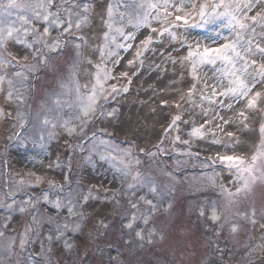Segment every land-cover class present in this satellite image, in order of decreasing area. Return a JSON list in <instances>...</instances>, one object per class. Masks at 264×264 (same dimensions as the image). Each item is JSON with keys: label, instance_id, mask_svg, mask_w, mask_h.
Wrapping results in <instances>:
<instances>
[{"label": "rangeland", "instance_id": "1", "mask_svg": "<svg viewBox=\"0 0 264 264\" xmlns=\"http://www.w3.org/2000/svg\"><path fill=\"white\" fill-rule=\"evenodd\" d=\"M95 1L88 0L92 5L90 13ZM28 2L35 3V0ZM200 2L203 3L204 0ZM83 3L84 0H79L80 7H83ZM117 3L118 0H104L103 15L106 17L109 4L115 7ZM73 7L69 0L68 8L62 9V14L67 17L68 11ZM190 9L191 5L186 4L185 10ZM25 14L31 15V11ZM15 18L14 14L13 19ZM199 22L200 17L196 15L189 24ZM90 24L91 17L86 27L76 30L73 17L72 34L83 35L86 38L85 30ZM152 26L159 27L155 22H152ZM214 27L211 25L202 28L185 27L181 22L171 31L176 32L178 37L182 35L183 39L172 40L170 37V41L173 46L181 44L180 52L184 57L187 55L188 42L214 46L213 40L216 39ZM106 30L101 21L99 35L89 51H86L83 40L77 41L69 34L61 36L60 39L67 41L64 48L55 53L43 49L42 55L51 57L47 67L40 65L34 72L27 74V79L13 75L19 69L7 70L9 78L13 79V86L10 88L7 82L0 84V111L5 113L0 116V122L4 119L3 135L0 139V200L15 192V199L19 204L29 196L39 197L45 191L52 192L49 184L44 182L37 187H31L37 184L32 173L39 175L42 181L62 185L63 190L60 193L62 197L69 196L68 189L71 188L73 193L85 194L91 189L93 196L98 195L101 198L91 200L86 206L87 215L92 216L93 212L96 213L93 226L85 236L86 244L82 245L84 231L71 234L72 250L67 252L62 244H56L51 260L46 264H57V260L59 264H255L264 256V228L261 227V224H264V180L255 182L250 190L234 194L232 186L234 177L219 162L213 163V160L209 159L217 152L233 154V149L226 148L224 144L213 143L214 137L211 133L203 140L190 138L187 135L190 125L179 126V134L184 139H191L190 145L173 144V139L177 135L176 130H172L171 133L165 132L172 116L178 113L187 112L196 122L211 119V109L209 116L204 117L199 107L193 109L189 104H185L182 109L174 107L175 103L180 102L181 96L187 97L188 89L194 83L198 85L194 102L199 103V89L203 88L204 84L199 80H193L190 65L185 66L179 62L183 78L180 80L181 84L174 89L171 101L173 108L167 114L162 131L146 147L135 144L131 137L115 132L111 126L120 118L124 102L130 107L126 115L135 125L145 124L148 119L151 120L156 108L169 107L161 106V100L158 106L149 105V96L140 87L148 88L149 83L151 84L149 77L162 71L157 61H153L151 66L145 65L146 53L150 49L144 53L142 64L137 61L131 67L128 65L129 60L135 59L137 51L135 47L128 51L118 49V57L113 58L119 60L118 64L107 62V68L110 70L108 75L113 78L103 81L99 104L104 107L103 109L97 107L94 119H91L83 132L69 135L63 128L53 129L51 125L42 124L45 117L57 124L63 122L58 116L57 104L54 102L58 97L62 104L72 103L75 100V92L69 94V89H74L77 83L82 89L85 84H95L97 71L95 65L100 63L101 68L104 67V63L100 61L98 47L103 44V32ZM128 30L135 31L137 43L150 34L146 28L133 30L129 27ZM152 35L157 36L158 33ZM162 36L154 42L160 41ZM55 39V33L48 38L49 42ZM76 43H81V50L89 55L76 56ZM171 46L168 44L169 48ZM9 50L21 57L29 56L26 61L21 59V65L37 63L36 59L31 58V49L12 44ZM3 55L4 58L10 59L7 53ZM89 58L93 60L91 65L87 63ZM124 72L128 73L127 77L121 76ZM200 74L209 87L216 84L215 66H202ZM62 84L68 87L63 88ZM112 85H116V92L112 91ZM125 87L128 88L127 92L124 91ZM9 91L13 93L10 100L7 97ZM220 99L234 104L233 110L226 108L222 110L219 105L212 106L215 111H223L226 117L241 110L245 103L234 102L231 98ZM134 100L138 102L134 103ZM70 111L72 110L65 105L63 112ZM67 118L64 116V119ZM251 120L253 127L248 130L242 129L239 122L225 128V132L238 133L237 138L241 142L234 146L236 153H250L255 150L254 146L260 143L258 129L259 123L264 122V113L253 112ZM217 122H220L218 118ZM21 124L24 126L21 127ZM211 127L214 128V125ZM49 132H55V136L50 138ZM17 133L19 139L14 138ZM249 134L254 137V142L250 148L242 149L241 146L247 142ZM215 138L230 142L225 133L219 131ZM55 140L60 143L59 149L52 146ZM140 149L145 151L141 152ZM129 151L133 153V174L136 171L134 162L139 160L143 175L154 182L162 195H153L147 188L136 189L134 192L125 191L127 185L132 182L131 176L125 178L118 168L127 163L126 153ZM50 164L58 166L50 168ZM222 185L231 190L233 195L229 196L223 191ZM114 193L117 195L112 199ZM141 195L153 200L155 208L140 200ZM104 197L109 199L105 201ZM129 201L136 203V209L131 207ZM253 210L256 212L255 224L251 222ZM37 211L40 215H52L51 212H45L44 207H39ZM201 212L204 214L201 215ZM132 213L137 217L147 216L150 223L145 224L143 220L138 219V228L129 231L124 225L131 219ZM213 215L219 219L214 221ZM101 221L108 227L104 228ZM5 223H8L9 227L5 228ZM28 223L27 212H16L11 217L0 212V231L4 233L0 236V264H36L40 259L38 254L41 253V246L35 239L23 250L20 248L19 234L24 232ZM233 224L237 226L236 232L232 231ZM34 226L39 230L38 224ZM138 230H144L143 240L135 236V231ZM97 232L102 235H96ZM149 239L152 243H148ZM32 257H36V260H32Z\"/></svg>", "mask_w": 264, "mask_h": 264}, {"label": "snow or ice", "instance_id": "2", "mask_svg": "<svg viewBox=\"0 0 264 264\" xmlns=\"http://www.w3.org/2000/svg\"><path fill=\"white\" fill-rule=\"evenodd\" d=\"M68 3L69 0H35V3L28 2V0H24V2L7 0L5 3L4 0H0V84L7 82L10 88L13 86V79L8 76V69H19L13 75L27 79V74L34 72L40 65L47 67L51 57L42 55L43 49L55 53L64 48L67 41L60 37L65 34L73 35V17L76 30H81L88 25L92 7L88 0H84L83 7L79 6V0H71L74 7L68 11L66 17L62 14V9H67ZM186 4L191 5V9L188 11L185 10ZM29 10L31 15L25 14ZM14 14L15 19H13ZM196 15L200 17V22L189 24V21ZM161 21H163V25L167 26L161 25ZM102 22L107 30L103 32V44L98 47V51L104 67L101 68L100 63L95 65L97 69L95 84H85L82 89L77 83L74 89H69V94L72 91L75 92V100L72 103L64 102L62 104L58 97L54 102L57 104L58 116L63 122L57 124L54 120L45 117L42 120L43 125H51L53 129L63 128L69 135L85 130L86 125L91 119H94L97 107L100 109L104 107L99 104L103 81L113 78L108 75L110 70L107 68V62L111 61L114 65L119 63L118 59H113L118 57V49L124 51L134 47L137 49L135 59L128 61V65L131 67L137 61L143 63L144 53L151 48L159 36L167 34L172 40L183 39L182 35L178 37L176 32L171 31L181 22L185 27L202 28L211 25L215 26L214 46H202L199 42H188L187 55L179 61L185 66L190 65L193 80H199L204 84V87L199 89V103L194 102L198 89V85L194 83L188 89L187 97L181 96L180 102L174 105L177 109L184 108L185 104H189L193 109L199 107L204 117L209 116L211 109V119L196 122L187 112L178 113L172 116L165 132L171 133L172 130H176L177 135L173 139V144L190 145L191 139H184L179 134L180 124L190 125V130L187 133L190 138L203 140L211 133L214 137L213 143L224 144L226 148L233 149V154L217 152L214 157H209V159H212L213 163L219 162L234 177L232 180L234 194L250 190L255 182L264 180V122L259 123L260 143L255 145V150L250 153H236L234 146L241 142L237 138L238 133L225 132L226 126L234 122H239L242 129L248 130L253 127L252 113H264V0H204L203 3L200 0H118L115 7L109 4L106 17L102 15ZM152 22H155L159 27H153ZM129 27L133 30L146 28L150 34L137 43L135 31H129ZM53 33L56 34V39L49 42L48 38ZM156 33H158L157 36L152 35ZM73 38L77 41L83 40L85 45L91 44V41L83 35H73ZM217 41L222 42L218 43ZM12 44H19L25 49H31V58L36 59L37 63L21 65V59L26 61L29 56L21 57L11 52L9 49ZM75 48L76 56L89 55L81 50V43H76ZM4 53H7L10 59L4 58ZM176 62V60H172V63ZM87 63L91 65L93 60L89 58ZM204 65L215 66L217 70L214 86L209 87L200 74V69ZM121 76L127 77L128 73H121ZM61 87L68 86L62 84ZM89 87L90 90H88ZM112 91H117L116 85H112ZM124 91L127 92L128 88L125 87ZM12 96L13 93L9 91L8 99L10 100ZM220 98H231L234 102L244 101V107L234 115L226 117L223 111H215L212 106L219 105L222 110L225 108L233 110L234 104L226 103L224 99ZM65 105L72 111L64 113ZM168 105V100H161V106ZM2 115L5 113L0 111V116ZM64 116L68 118L64 119ZM186 116L189 118H185ZM212 125L214 128L211 127ZM217 131L225 133L230 142L215 138ZM53 136H55V132H49V137ZM14 138L19 139V134L17 133ZM140 151L144 152L145 150L140 149ZM126 155L127 163L122 162L123 167L118 168L125 178L131 176L132 182L127 185L125 191L134 192L136 189L147 188L153 195H162L154 182L143 175L142 169L139 167V160L134 162L136 171L133 174V153L129 151ZM152 155H156V153H152ZM54 166L58 165H49L50 168ZM32 175L35 176L37 184L31 185V187H37L41 182H44L49 184L52 192L45 191L39 197L29 196L19 204L15 199L16 193L13 192L0 200V212L6 213L7 217H11L16 212L28 213L29 223L24 232L19 234L20 248L23 250L28 243L35 239L41 246V253L38 254L40 259L36 264H46V262H50L56 244H62L67 252L72 250L71 234L83 232L92 219L87 215L86 206L91 200H100L101 198L98 195L93 196L91 189L88 194H85L83 192L73 193L71 188L68 189L70 195L62 197L60 194L63 190L62 185L51 181H42V178L36 173H32ZM21 186H23V181H21ZM221 188L229 196L233 195V192L223 185ZM53 193H55V198H53ZM116 195L117 193H114L112 199H115ZM108 199V197H104L105 201ZM139 199L151 205L153 209L155 208L153 200L147 199L146 196L141 195ZM129 203L133 209H136V203L132 201ZM39 207H44L45 212H51L52 215H40L37 211ZM203 214L201 212V215ZM255 216L256 212L253 210L251 213L253 224L257 222ZM138 219L143 220L145 224L150 223L147 216L137 217L135 213H132L131 219L124 227L129 231L138 228ZM212 219L215 221L219 217L213 215ZM37 224L39 230L34 226ZM101 224L104 228L108 227L103 221ZM4 227H9V224L5 223ZM261 227L264 228V224H261ZM143 231H135V236L140 240L144 239ZM232 231H237L235 224L232 225ZM3 235V231H0V236ZM96 235H102V233L97 232ZM14 243L15 238H13ZM148 243H152V240L149 239ZM31 259L36 260V257ZM57 264H59V260H57Z\"/></svg>", "mask_w": 264, "mask_h": 264}, {"label": "bare ground", "instance_id": "3", "mask_svg": "<svg viewBox=\"0 0 264 264\" xmlns=\"http://www.w3.org/2000/svg\"><path fill=\"white\" fill-rule=\"evenodd\" d=\"M103 11H104V0H96L92 8V11L90 13L91 24L85 30L87 40L91 41V44L86 45L85 47L86 51H89L92 44L97 40L99 31L101 29ZM173 43L179 44L175 42ZM168 44L172 46L169 48ZM180 45L181 44L177 46H173L172 42L170 41V36L167 34L163 35L160 41L153 43L150 50L146 53L147 62L145 63V65L151 66V64H153V61H157L158 64L161 65L160 68L162 69V71L154 73L149 77L151 79V84L149 83L148 88L147 87L144 88V86H140L143 89V92L147 93V95L149 96L148 99L149 105L158 106L160 104L159 103L160 100H168L169 107L166 108L164 107L162 109L156 108L151 120L148 119L147 123L145 124L138 123L135 125L133 124L131 119L128 118L129 116L126 115L130 107L126 106V103L124 102L122 105L120 118L115 124L111 126L114 128L115 132L117 133L120 132L123 136L131 137L135 142V144L139 146L146 147L155 140V138L158 136V134L162 131L164 127L169 110L173 108L171 101L173 99L174 89H176L179 86V84H181L180 80H182L183 78V75L181 74L179 68L180 65L179 61L182 60L183 58V53L180 52ZM175 58L179 60H177L178 63L176 62L174 64L172 63V60H175ZM167 69L173 71L170 72ZM140 85H143V83H140ZM132 93L133 90L131 91V94ZM135 102L138 101L134 100V103ZM3 129H4V119L1 120L0 122V139L2 138L3 135ZM252 134L248 135L247 142L243 143V146H241L242 149H246V148L248 149L252 146V143L254 142L253 140L254 137L252 136ZM52 146L55 149H59L60 148L59 141L55 140ZM91 217L92 219L83 233L82 245L86 244L85 236L93 226L96 213L93 212ZM255 264H264V256L260 258L259 261L256 262Z\"/></svg>", "mask_w": 264, "mask_h": 264}]
</instances>
